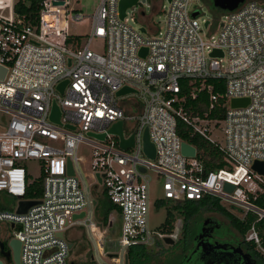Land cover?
I'll return each instance as SVG.
<instances>
[{"label":"built area","instance_id":"1","mask_svg":"<svg viewBox=\"0 0 264 264\" xmlns=\"http://www.w3.org/2000/svg\"><path fill=\"white\" fill-rule=\"evenodd\" d=\"M20 1L0 0V66L7 70L0 81V119L8 117L5 125L0 123V193L24 199L29 177L24 162L36 160L41 163L42 196L25 214H16V205L0 210V223L12 226V238L20 243L19 264H67L70 247L59 234L76 225L94 243L99 264H125L131 248H150L161 235L150 227L160 200L171 206L217 200L244 221L253 216L245 239L264 256L257 229L264 222V207L257 203L264 202V173L254 169L257 162L264 166V3L246 0L225 13L214 29L209 19L199 22L193 0H167V9L156 1L151 13L137 11L139 0L124 20L121 0H99L87 17L67 10L68 2L55 6L42 0L35 24L15 11ZM161 13L167 17L164 31L153 21ZM84 20L90 24L86 43H67L68 21ZM92 39L104 42L102 54L90 49ZM142 48L148 49L146 57L140 56ZM214 51L224 56L212 57ZM210 79L225 82L223 95L206 85ZM64 80L68 84L60 94L56 86ZM183 80L196 86L193 100L207 91L209 108L203 114L185 109ZM124 87L135 93L118 96ZM136 95L144 100L140 109L136 100H129ZM240 98L249 104L233 108L231 101ZM53 101L61 125L49 120ZM119 122L125 139L135 135L133 148L122 149L119 138L108 133ZM180 122L208 143L207 153L199 154L181 139ZM146 129L156 147L154 160L144 153ZM215 132L221 141L212 137ZM183 143L196 149V157L183 155ZM80 145L90 149L91 184L81 176ZM67 160L73 176L67 175ZM96 175L118 209L113 211L120 222L116 254L104 255L96 239ZM154 180L162 182L159 199L151 195ZM226 184L234 190L228 192ZM81 213L82 219H72Z\"/></svg>","mask_w":264,"mask_h":264},{"label":"rangeland","instance_id":"2","mask_svg":"<svg viewBox=\"0 0 264 264\" xmlns=\"http://www.w3.org/2000/svg\"><path fill=\"white\" fill-rule=\"evenodd\" d=\"M158 1L161 6L165 5L166 9L168 7L167 0H141L137 11L141 9H146L148 13H151L152 7L154 6L155 2ZM194 3L192 8H198L199 10V22L202 24L204 19H209L212 21V26L215 29L216 26L220 23V20L223 19L225 15L224 12H216L215 7L211 6V0H193ZM264 3V0H260ZM99 0H68L67 10L70 12L72 11H80L85 17L90 16L94 9L96 8ZM6 15V13H5ZM166 14H155L153 16V21L156 27H159L161 31H164L166 28ZM136 26V25H135ZM67 33L73 39L79 38L80 43L85 44L89 31H90V24L88 20H84L83 22H73L68 21L66 27ZM217 31V30H216ZM213 30V35H217L218 31L216 32ZM204 33L207 32L204 30ZM104 47V42L101 39H92L90 43V49L96 53L102 54ZM134 99L138 102L137 107L139 109L144 105V100L139 96H131L130 99ZM136 110H133L135 113ZM8 121L7 116H2L0 119V123L5 125ZM126 130L129 133L130 130L126 126ZM212 137L216 140H222L223 138L217 133H213ZM78 157L81 159L80 164V171L81 176L86 184L93 183L91 178V171L89 170L88 166L91 161L90 149L85 145H80L77 150ZM40 162L36 160H30L24 162V166L26 167L29 173V182H37L39 176L41 175L40 172ZM79 176V175H78ZM162 182H158L154 180L151 185V195L153 199H159L162 197ZM93 199H97L99 192L102 191V186L99 184L93 185ZM0 200L4 204L5 209L11 210L15 205L13 198L7 196L5 193H0ZM231 212V211H230ZM236 212V211H233ZM237 213V212H236ZM167 208L164 207L160 210H155L151 216L150 220V227L155 231L159 232L160 229L165 224L167 219ZM96 219V218H95ZM96 222L100 225L99 233L96 235V239L99 242L100 250L103 252L104 255L107 253L116 254L119 252L116 243L120 237L119 231V216L112 212L109 216V220L107 225L102 226L98 219ZM13 229L10 225L6 223H0V240H6L12 236ZM64 239L71 244L70 252L67 258V264H99L100 259L96 256L94 251V243L88 237L86 231L83 230L81 226H73L70 229L66 230L63 234ZM148 254H154L159 251L158 243L155 242L153 246L150 248H145ZM106 262L110 263L109 260L106 259L105 256H101ZM4 264H10L7 259H3ZM71 262V263H70Z\"/></svg>","mask_w":264,"mask_h":264},{"label":"trees","instance_id":"3","mask_svg":"<svg viewBox=\"0 0 264 264\" xmlns=\"http://www.w3.org/2000/svg\"><path fill=\"white\" fill-rule=\"evenodd\" d=\"M42 0H21L15 6V11L24 17V21L30 24H35L36 20L38 19V13L40 11V2ZM214 0H211V6ZM216 12H224L227 13L228 11H223L218 8H215ZM148 22V21H147ZM73 42L77 46L80 44L79 38H68L67 43ZM182 84V96H185L187 102L185 104V109L188 111H192L194 113L199 112L203 114L209 108V96L207 91L201 92L198 98L195 100L191 99V93L193 92L195 85H190V81L183 80ZM200 83L197 84V86ZM207 86L214 87L215 94L223 95L225 93V82L220 80L210 79L206 82ZM224 100H219V105H223ZM220 117L223 115V109H219ZM218 112V111H217ZM215 117V116H213ZM178 133L182 140L194 145L200 153H207L208 143L201 139L199 136L194 135L191 128H189L185 123L180 122L178 125ZM206 163L211 165V160L206 158ZM42 196V176L40 175L37 182L30 183L28 177V184L26 187V192L24 199L25 200H39ZM16 201L15 199L13 200ZM95 201V218L98 219L99 223L102 226L107 225L109 216L113 211H117V207L113 206L107 199L105 192H99L97 199ZM258 205L264 207L263 201H258ZM167 208V219L165 224L160 229L161 234H170L176 226L179 217H183L185 221H188L192 215L203 208H209L213 211L220 212L222 214L227 215L232 223V226L235 229L240 230L244 235H246L247 231L250 229L254 217L250 216L247 220H242L240 217L235 216L232 214L226 207L221 205L219 201H213L211 199H205L200 202H193L187 201L184 204L179 205H169L165 203V201L160 200L157 201L155 204L156 210H160L162 208ZM0 210H5L4 204L0 200ZM118 212V211H117ZM83 228V227H82ZM257 229L262 239V243L264 246V222H261L257 225ZM85 231V229L83 228ZM12 239V236L6 240H0V261L3 262V259H7L10 264H13L11 258V251L8 247L9 240ZM70 245V244H69ZM70 252V251H69ZM147 254L144 247H136L131 248L127 254L129 259V264H137L139 256ZM71 263V262H70Z\"/></svg>","mask_w":264,"mask_h":264},{"label":"flooded vegetation","instance_id":"4","mask_svg":"<svg viewBox=\"0 0 264 264\" xmlns=\"http://www.w3.org/2000/svg\"><path fill=\"white\" fill-rule=\"evenodd\" d=\"M156 242L159 251L139 256L137 264H264V256L230 218L209 208L188 221L179 217L175 229Z\"/></svg>","mask_w":264,"mask_h":264},{"label":"water","instance_id":"5","mask_svg":"<svg viewBox=\"0 0 264 264\" xmlns=\"http://www.w3.org/2000/svg\"><path fill=\"white\" fill-rule=\"evenodd\" d=\"M168 1L171 2L172 0H168ZM245 1L246 0H214L213 4H214L215 8H218L220 10L234 11L235 9L239 8ZM67 2H68V0H52V4L55 6H62V5L67 4ZM138 2H139V0H121L120 1V3H119V16H120L121 20H124L126 18V11L128 9L136 6L138 4ZM196 15H198V12L194 13V16H196ZM209 24H210V22H207L206 27H208ZM141 31L146 33L145 28H141ZM147 52H148L147 48H142L140 51V56L146 57ZM211 56L221 58L224 56V54L221 51H214L211 54ZM68 63H70L69 60H68ZM6 73H7L6 68L0 66V81H2L5 78ZM67 84H68L67 80L60 82L56 86V90L60 94H62ZM131 93H135V90L130 88V87H124L118 92V96H123V95L131 94ZM248 104H249V100L245 99V98L233 99L231 101V105L233 108H244ZM60 115H61L60 109L57 106L56 102L53 101L52 105H51V112L49 115V120L56 125H61ZM64 127L66 129L71 130V131H74V129H75L74 127H71L68 125H64ZM108 133L111 135L117 136L119 138L120 147L124 150H128L130 148H133L135 145V135L134 134L129 139H125L124 131H123V122L113 124L111 126V128L108 130ZM88 136L93 137L95 139H98L100 141H103L105 139L104 134L98 135V134H94V133H89ZM144 153L148 158H150L152 160H154L156 158V147H155L154 143L151 141L148 129H146L145 133H144ZM182 153L184 156H187V157H192V158L196 157V149L187 143L182 144ZM66 166H67V175L73 176L74 172H73L72 164L69 160H67ZM254 169L259 171L260 173H264L263 163L257 162L254 165ZM96 178H97L98 184L100 185L101 184L100 176L96 175ZM225 188L228 192H232L234 190V186L230 185V184H226ZM39 203H40V201H38V200L19 199L16 202L15 213L16 214H25L29 210V208H31L32 206H35ZM83 217H84V213H81L79 215H74L72 217V219L74 221H76V220L82 219ZM59 237L62 238L63 234H59ZM8 247L11 251V258H12L13 264H19V251H20L19 241L16 240L15 238L10 239L8 242ZM69 247H70V245H69ZM0 264H3V262L0 261ZM125 264H129L128 256H126V258H125Z\"/></svg>","mask_w":264,"mask_h":264},{"label":"crops","instance_id":"6","mask_svg":"<svg viewBox=\"0 0 264 264\" xmlns=\"http://www.w3.org/2000/svg\"><path fill=\"white\" fill-rule=\"evenodd\" d=\"M72 245L70 244V247H71Z\"/></svg>","mask_w":264,"mask_h":264}]
</instances>
